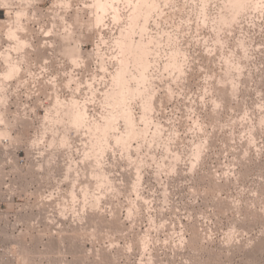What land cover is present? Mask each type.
<instances>
[{
  "label": "rangeland",
  "instance_id": "obj_1",
  "mask_svg": "<svg viewBox=\"0 0 264 264\" xmlns=\"http://www.w3.org/2000/svg\"><path fill=\"white\" fill-rule=\"evenodd\" d=\"M106 1L0 0V264H264V0Z\"/></svg>",
  "mask_w": 264,
  "mask_h": 264
},
{
  "label": "bare ground",
  "instance_id": "obj_2",
  "mask_svg": "<svg viewBox=\"0 0 264 264\" xmlns=\"http://www.w3.org/2000/svg\"><path fill=\"white\" fill-rule=\"evenodd\" d=\"M107 1H109V0H107ZM107 1H106V2H107ZM116 1H118V0H116ZM116 1L112 0V3H113V2H116ZM138 1H139V2H138ZM138 1H137V3H140V2H141L140 4H142V1H144V3L147 4V2H146L145 0H141V1L138 0ZM148 1H149V0H148ZM244 1H245V0H244ZM244 1H243V0L241 1V0H240V4H241L242 2L244 3ZM246 1H247V0H246ZM106 2H105V3H106ZM105 3H104V4H105ZM144 3H143V4H144ZM148 3H149V2H148ZM245 3H246V2H245ZM104 4H103V5H104ZM113 4H114V3H113ZM113 4H111V3L109 2V5H110V6H113V8H114L115 6H114ZM115 4H116V3H115ZM140 4H138V5H140ZM106 5H107V4H106ZM242 5H244V4H242ZM101 6H102V5H100L99 7H101ZM104 6H105V5H104ZM104 6H103V7H104ZM141 6H142V5H140V6L137 7V4H136V7H135V8H136V9L138 8L137 10H139V7H141ZM146 6L149 7V8L151 7L149 4L146 5ZM101 8H102V7H101ZM141 8H142V7H141ZM141 8H140V9H141ZM143 8H144V5H143ZM149 8H148V9H149ZM134 12H135V11H134ZM137 12H138V11H137ZM116 13H117V11H116ZM138 13H139L138 17H137V16H136V17L132 16V18L134 17V18H137V19H138V18L140 17V15H141L140 12H138ZM142 13H143V12H142ZM114 14H115V13H114ZM132 14H133V13H132ZM134 14L137 15L136 13H134ZM134 14H133V15H134ZM97 16H98V15H97ZM102 16H103V15L98 16V17H99V18H102ZM116 16H118V15H116ZM132 20H133V19H132ZM134 20L137 21L136 19H134ZM101 21H102V20H101ZM102 23H103V22H102ZM100 24H101V23H100ZM143 26H144V24H143ZM138 42H139V41H138ZM138 42H137V43H138ZM128 43H130V42L128 41ZM131 43H132V41H131ZM133 43H134V41H133ZM133 43H132V45H130L131 47L129 46L130 49L135 45V44L133 45ZM135 43H136V42H135ZM137 43H136V44H137ZM139 43H140V42H139ZM139 43H138V44H139ZM126 45H128L127 42H126ZM139 45H140V44H139ZM142 45H144V44H143V41H142ZM142 45H140V49L143 48ZM141 46H142V47H141ZM136 47H138V46L136 45ZM138 48H139V47H138ZM132 50H133V49H132ZM134 50H135V48H134ZM139 51H140V50H139ZM141 51H142V53H143V51H145V50H141ZM135 52H137V49L135 50ZM137 53H138V52H137ZM140 58H141V57H140ZM145 59H146V58H145ZM145 61H146V60H145ZM143 64H144V63H143ZM5 134H6V133H5ZM5 134H4V135H5Z\"/></svg>",
  "mask_w": 264,
  "mask_h": 264
}]
</instances>
